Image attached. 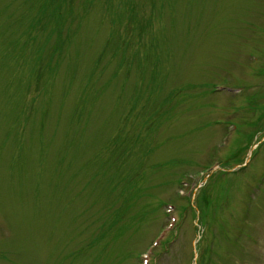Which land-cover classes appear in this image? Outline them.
<instances>
[{"label": "rangeland", "instance_id": "374dc122", "mask_svg": "<svg viewBox=\"0 0 264 264\" xmlns=\"http://www.w3.org/2000/svg\"><path fill=\"white\" fill-rule=\"evenodd\" d=\"M5 56L0 264H264V0H0Z\"/></svg>", "mask_w": 264, "mask_h": 264}, {"label": "trees", "instance_id": "16d2710c", "mask_svg": "<svg viewBox=\"0 0 264 264\" xmlns=\"http://www.w3.org/2000/svg\"><path fill=\"white\" fill-rule=\"evenodd\" d=\"M45 13V12H44ZM55 17L56 19L59 17L58 16V10L55 12ZM37 40H23L20 43H14V44H9V52L14 53L16 52L17 59L15 61H19L21 59L20 57H23V54L25 53V50L29 49L32 44H35ZM46 49H48V45L46 47H40V49L37 50V58L35 60V64L33 65V70L32 73H34L35 77H38V80L34 83L37 92H40V88L44 86V80L43 77L45 74L48 72H52L55 70H58L60 67L61 62V55L53 54V53H48L46 52ZM10 54V55H11ZM47 54V55H46ZM9 55V56H10ZM9 56H5L3 58H0L1 60H6ZM102 57L101 55L98 56V59L96 63L98 64V61L101 60L99 59ZM1 65V62H0ZM33 84V85H34ZM34 90V91H36ZM35 94H33L34 96ZM210 182V181H208ZM208 185V184H207ZM205 196V191H202L199 195V200L197 199V207L202 210L204 209L203 207V197ZM203 207V208H202ZM189 209L193 212L192 207L189 206ZM204 237V234L202 235V238ZM86 248H81V252H83Z\"/></svg>", "mask_w": 264, "mask_h": 264}]
</instances>
